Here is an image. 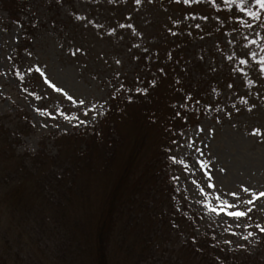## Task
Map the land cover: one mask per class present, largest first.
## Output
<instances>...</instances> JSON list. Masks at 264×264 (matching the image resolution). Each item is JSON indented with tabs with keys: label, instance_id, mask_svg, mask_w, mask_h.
Returning <instances> with one entry per match:
<instances>
[{
	"label": "rangeland",
	"instance_id": "1",
	"mask_svg": "<svg viewBox=\"0 0 264 264\" xmlns=\"http://www.w3.org/2000/svg\"><path fill=\"white\" fill-rule=\"evenodd\" d=\"M28 2L23 19L34 15L39 28L25 45L22 23L2 9L0 0V131L5 137L6 133L11 136L10 142L4 141L6 147L12 145L16 154L45 152L38 157L47 163L37 172L40 177L65 171L69 159L65 160V153L59 150L53 136L96 124L120 79L139 73L140 54L169 46L164 41L179 29L192 30L187 58L191 66L194 64L193 74L198 75L204 68L223 84L220 92L209 89L211 102L216 104L213 109L183 131L174 143L171 154L176 159L171 169L176 176V194L171 195L169 209L172 217L183 216L194 233L212 229L220 244L239 256L218 264H264V232L256 227H264V197L253 200V206H248L252 211L237 223L223 213L217 216L209 212L204 203L207 199L219 206L217 195L228 192H239L241 200L250 198L242 191V185L264 191V74H260L259 66L264 57V9L248 0L247 6L260 13L257 20L235 6L214 7L211 0L191 6L175 0H71L61 5L43 0ZM184 16L191 18L182 25ZM205 16L207 20L201 19ZM176 20L180 23H174ZM197 23L200 28L195 26ZM241 60L247 63L241 64ZM29 68L39 77L32 76L25 82L19 71ZM49 81L74 99L85 100L87 109L55 91ZM38 108L46 109L50 115L41 114ZM73 155L68 153V157ZM56 157L66 162H53ZM200 160L206 162V168L200 167ZM209 174V182L214 185L211 188L205 183ZM67 179L65 174V181L50 186L65 189ZM85 196L83 205L86 199L99 203L94 193L87 192ZM32 215L42 218L47 214L36 209ZM140 220L143 222L144 218ZM34 221L24 222L30 234L22 230L17 234L19 239L20 232L24 233L21 243L16 244L17 250L22 246L18 264H95L91 260L93 253L85 247L80 256L71 251L76 248L71 247V232L64 225L56 234L39 240L33 236ZM76 228L74 231H78ZM171 232L169 238H163H167L165 241L160 239L162 246L149 245L151 251L145 256L142 250L148 236H141L143 242L132 231L129 235L133 249L129 247L128 254L122 260L114 258L112 264H136L139 257L144 258L140 264H189L178 252L190 231L173 226ZM113 251L116 253L115 244Z\"/></svg>",
	"mask_w": 264,
	"mask_h": 264
},
{
	"label": "trees",
	"instance_id": "2",
	"mask_svg": "<svg viewBox=\"0 0 264 264\" xmlns=\"http://www.w3.org/2000/svg\"><path fill=\"white\" fill-rule=\"evenodd\" d=\"M28 1L1 0L2 9L22 23L25 45L39 28L34 15L23 19L24 11L29 9ZM43 1L54 5L71 2ZM220 5L227 8L222 1ZM189 18L184 16L181 24L188 23ZM193 36L192 30L179 29L164 41L169 46L140 54L139 73L120 79L96 124L53 136L59 150L65 153V160L69 159L68 168L57 176L51 170V176H38L37 172L47 164L38 157L45 152L16 154L12 145L6 147L4 142H10L11 136L6 133L5 137L0 131V264H18L22 246L17 250L16 244L21 243L24 233L20 232L19 239L17 234L30 230L24 222L34 219L37 230L33 236L46 239L64 225L71 232V247L76 248L71 251L80 256L85 247L93 253L90 259L95 264H112L114 258L122 260L129 247L133 249L129 235L132 231L141 240L142 235L148 236L142 250L146 256L151 251L149 245H163L173 226L190 231L178 252L183 262L218 264L239 258L220 244L212 229L194 233L183 216L172 217L169 209L171 195L176 194V176L171 169L173 142L213 109L216 104L211 102L209 89L220 92L223 84L204 68L198 75L193 74L194 64L191 66L187 58ZM19 73L25 82L32 76L39 77L32 69ZM68 153H73V158ZM65 160L52 158L53 162ZM65 174V189L50 186L65 181ZM87 192L94 193L99 203L86 199L83 205L82 196ZM36 209L47 215L33 217ZM143 261L139 257L136 264Z\"/></svg>",
	"mask_w": 264,
	"mask_h": 264
},
{
	"label": "snow or ice",
	"instance_id": "3",
	"mask_svg": "<svg viewBox=\"0 0 264 264\" xmlns=\"http://www.w3.org/2000/svg\"><path fill=\"white\" fill-rule=\"evenodd\" d=\"M136 3H141V0H135ZM175 2L177 3H183L186 5L191 6L194 3H201L204 2V0H175ZM212 4L214 7L219 8L220 2L221 0H211ZM255 4L259 5L260 9H264V0H254ZM222 3L225 7L227 8H232L233 6L239 8V11L242 13H246L249 17H252L254 19H259L260 13H258L257 11H254L252 8L247 6L248 0H222ZM232 14V13H230ZM193 19H195V17H193ZM201 19L207 20L208 17H201ZM174 23L179 24L180 21L176 20L174 21ZM197 28H200L201 25L200 24H196L195 25ZM258 26H260L258 24ZM249 27H251V25H249ZM175 35V33H173ZM251 43H255V41H251ZM245 55H247V53H244ZM253 56H255V53L252 54ZM241 64H245L247 63L246 60H241L240 61ZM259 66L261 69L260 74H264V57H261L260 62H259ZM29 71H31V68H29ZM37 71H39V69H37ZM41 75H43V73H41ZM48 83L51 84V82L49 81ZM51 87L57 91V92H62L63 95L72 103H79V105H84L85 109H87V105L85 104V100L83 99H74V97L72 95H70L67 91H65L64 89L57 87L55 84H51ZM229 87H231V85H229ZM136 91H141L140 88H137ZM146 91V89H145ZM38 112H41V114H46V115H50V113H47V110H41V109H37ZM61 115L63 116L64 113L62 112ZM85 115L87 116L88 113L87 111H85ZM67 118V117H66ZM186 118V117H185ZM87 121H79V123L83 124L86 123ZM258 131V130H257ZM175 143V141L173 142ZM197 151H199V149H197ZM173 160L176 159L175 156L172 157ZM181 164L184 163V161H180ZM199 165L201 168H206V162L203 160L199 161ZM211 180V175L209 174L208 176V181H205V183H207L208 187H214L213 184H211L209 181ZM241 189L244 193H248L250 195V198L241 200L240 199V193L239 192H228L226 194L223 195H217L216 199L217 201H219V206H216L214 203H211L209 201H207V199L204 200V203L207 205L208 211L215 213L217 216H220L221 213H223L226 217H233L234 219V223H237L240 221V218L242 217H247L248 213L252 211V207H248V206H253V200H256L258 196L264 197V191L261 192H257L256 190H253L249 187H245V186H241ZM200 191L203 193L204 189L201 188ZM225 196L228 197H234V200H229L227 198H225ZM250 219V217H248ZM221 219H223V217H221ZM257 228L260 229L261 232H264V227H261L259 224L256 225ZM250 235H252V233H250Z\"/></svg>",
	"mask_w": 264,
	"mask_h": 264
}]
</instances>
